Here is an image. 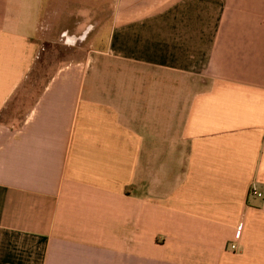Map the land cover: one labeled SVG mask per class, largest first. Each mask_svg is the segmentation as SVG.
<instances>
[{
  "label": "crops",
  "instance_id": "crops-1",
  "mask_svg": "<svg viewBox=\"0 0 264 264\" xmlns=\"http://www.w3.org/2000/svg\"><path fill=\"white\" fill-rule=\"evenodd\" d=\"M68 7L0 0V264H264V0Z\"/></svg>",
  "mask_w": 264,
  "mask_h": 264
},
{
  "label": "rangeland",
  "instance_id": "rangeland-1",
  "mask_svg": "<svg viewBox=\"0 0 264 264\" xmlns=\"http://www.w3.org/2000/svg\"><path fill=\"white\" fill-rule=\"evenodd\" d=\"M64 1H65V8L69 6L71 9L77 8L82 11H86V14H84L85 17L83 18L81 17L80 22L83 21L84 25L86 26L93 25L94 28H91L90 30L91 38L92 36L100 37L101 35L103 37L104 31L100 29L104 25L106 17L108 16L109 6L111 2L113 1L115 4V0H95L94 3L92 0H90L92 1L91 3H89L88 0H64ZM90 9H91V13H88ZM64 22L66 26L67 25L71 26L75 23L74 17L66 15L64 18ZM69 36H70L69 39L67 38L68 40L66 39V36L60 37L58 40L52 39L49 45L44 46V50L40 54V58L38 60L41 65L39 69H41L43 73L47 70L50 71V69L53 68L55 64L72 61L73 59H75L76 54L78 55L79 50L77 48L80 42H76V41H78V37L81 36V33L77 34L76 37H71V35ZM99 41L100 42H96L95 45L94 42L90 41L91 42L90 44L93 43L92 47L95 50L97 49L100 50L103 49L104 47V42L101 40ZM39 81H41L40 78Z\"/></svg>",
  "mask_w": 264,
  "mask_h": 264
},
{
  "label": "built area",
  "instance_id": "built-area-1",
  "mask_svg": "<svg viewBox=\"0 0 264 264\" xmlns=\"http://www.w3.org/2000/svg\"><path fill=\"white\" fill-rule=\"evenodd\" d=\"M248 196H252V197H257L260 198L262 197V194L259 193L254 186H250L249 191H248ZM227 249H229L230 251L234 252L236 249V245L235 244H230L226 247Z\"/></svg>",
  "mask_w": 264,
  "mask_h": 264
}]
</instances>
